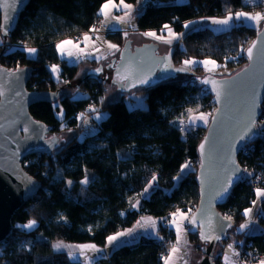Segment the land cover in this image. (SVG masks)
I'll return each mask as SVG.
<instances>
[{"label":"trees","instance_id":"16d2710c","mask_svg":"<svg viewBox=\"0 0 264 264\" xmlns=\"http://www.w3.org/2000/svg\"><path fill=\"white\" fill-rule=\"evenodd\" d=\"M124 1L137 3V0ZM103 2L30 0L20 13L15 29L7 37L0 32L3 43L15 46L3 48V43H0V63L3 64L5 59L14 68L31 67L32 73L26 84L28 90H56L57 86L65 90L64 95L60 94L52 102H38L29 107L34 119L44 122L50 134L60 137L59 148L50 153H34L23 158V168L40 182V187L14 212L11 218L12 231L0 243V264H81L71 260L64 251L54 252L51 247L53 242L92 243L104 247L108 235L132 226L143 215L166 218L163 224H158L157 233L163 240L142 236L134 243L116 247L107 257H100L93 264H163V260H156L159 254H167L175 240L174 231L167 226L169 213L176 208L193 211L197 205V145L205 133L206 125L179 134L169 122L181 117L190 106L201 107L207 101L213 104L211 92L201 94L203 87L194 81L196 76H204L206 72L201 66H196L188 75H177L145 89H134L144 94L146 106L142 110H130L124 99L127 94L123 93L118 99L102 104L101 98L106 93L104 78L80 81L82 75L77 77L84 63L95 67L98 61L84 59L69 64L59 57L55 43L65 37L86 33L99 21L95 13ZM239 8L264 11V3L260 0H257L256 5H249L246 0H187L183 3L148 0L136 16V30L141 33L159 31L167 23L180 33L185 21L201 16H220ZM257 30L238 24L221 32H214L207 27L187 32L182 38V46L176 41L168 44L171 49V53L169 49L167 51L171 69L180 68L179 65L185 59L208 57L222 65L219 70L224 71L219 72L220 75L231 74L246 64L245 53L239 55V52L241 47L247 48ZM107 36L117 40L120 45L125 41L122 31L111 32ZM152 40L159 43L156 39ZM29 46L38 49L32 57L22 51V48ZM225 56L236 59L225 62ZM53 64L60 67L59 79L52 77L49 66ZM77 89L83 95L74 99L73 93ZM54 103L59 107L54 109ZM89 105L108 113L109 117L100 122L91 119L95 123L93 127L97 129L96 133L83 134L80 138L83 126L78 127L81 121L75 117L81 113L91 116L86 112ZM60 108L64 110L62 118L56 115ZM261 118H264V97ZM69 129L76 131V134L65 140L62 133ZM248 147L254 150L238 155L240 165L255 173L264 172V138L259 137ZM176 155H180L181 162L190 161L192 165L179 183L172 180L180 170L179 165L173 163ZM85 169L95 179L87 185H81ZM154 174L158 177V187L148 201L142 202L138 209L130 210L129 198L137 196ZM67 180L73 181L70 187L65 183ZM251 180L241 179L232 189L226 203L219 207L222 213L232 217L234 226L216 247L223 248L232 240L242 241L244 253L264 255L262 211L256 215L261 227L258 233H246V229L237 231L245 220L243 210L251 207V202L256 199ZM261 207L264 210V204ZM121 212L125 214L121 215ZM61 214L66 222L58 220ZM32 219L37 221L33 229L17 227ZM188 237L199 251L197 234L189 232ZM24 244H28V247L22 248ZM214 264H222L220 252L214 253Z\"/></svg>","mask_w":264,"mask_h":264},{"label":"snow or ice","instance_id":"6c2138e0","mask_svg":"<svg viewBox=\"0 0 264 264\" xmlns=\"http://www.w3.org/2000/svg\"><path fill=\"white\" fill-rule=\"evenodd\" d=\"M22 2V0H20ZM248 4H254L257 0H246ZM261 3H264V0H260ZM141 0H137V4H140ZM123 10V16H114L113 10ZM134 6L132 4H127L124 0H120L119 4L114 3V0H104L102 4H100L99 9L95 13L97 19L100 17H104L103 20L100 21L101 28L107 29L108 31H117L118 29L112 24V21H115L116 24H124L131 25L132 19L134 16ZM135 14H139L138 11ZM11 17L5 16V24H0V32L7 36L8 30L10 27ZM203 19L211 20L212 24L228 26L231 21H241L243 20L245 23H251L252 26L260 29L262 26V22H264V12H256L252 14L250 12L238 11L231 12L229 11L223 18L216 17H202ZM193 21H185L183 24L184 29L188 30L190 26L193 24ZM198 30V29H194ZM224 28L213 29L215 32L224 31ZM100 31L99 28L92 26L89 28L88 32L82 35V38H78L73 41L72 39H63L59 42L55 43V50L62 58H67V62L74 64L80 60L84 59H92L95 61L107 60V56L114 55L116 52H120V61L121 63L116 64V73L113 78V83L117 84L120 89H131L137 87L138 85H148L152 81V68L149 67L147 70L144 68V61L139 57H132L130 55H126L125 52L120 51L119 46L110 42H104L107 45V55L102 54L101 47H98V42L101 41V37L99 35H95ZM167 32V37L164 35H157V32L154 30H149L141 33V35L145 37H152L158 41H162L166 44L171 45L174 41L181 43L182 46V38L185 33L175 32L169 24H164L162 26L161 32ZM93 34V35H90ZM123 35L125 38L128 36V32L123 30ZM258 35H264V31L258 32ZM0 43H3V40L0 39ZM83 45V47L81 46ZM256 47V42L253 41L252 45L247 49L241 47L239 55H243L245 52L247 54V58L251 61L253 59V50ZM22 51L28 53L30 56H34L38 49L34 47H24ZM169 53H171V49H169ZM264 53V50H262ZM225 62L236 59V57L225 56ZM169 57H164L161 60L157 61V64H162L163 69L167 70L171 68V64L168 63ZM203 65L205 72L209 75L204 78L196 77L195 80L199 81L202 85H210V91L215 93V101L217 104L224 103L225 107H227L228 99L231 95V89L234 84V79L229 76L227 78L215 79V76L220 75L218 69L222 67V65L217 64L215 60L210 58L203 60H196L194 58H189L183 61V66L175 69L177 72H184L190 70L192 66H200ZM211 65L212 67H209ZM108 68L114 67L112 63H108L106 65ZM51 72L56 75L57 79H59L60 69L59 66L53 64L50 66ZM23 70L17 66L14 71H7L0 69V72H4L6 76L15 77V79L19 80L20 77L17 76V73H21ZM93 73L99 74L104 71V66L97 67L92 70ZM79 75V74H78ZM239 73L237 77H239ZM108 77H105L107 79ZM209 89H202L201 92L204 95L208 94ZM3 90H0V96H3ZM20 95V93H17ZM56 94H53L55 97ZM83 94L79 93V89H77L73 93V98H80ZM132 97L136 100L135 104H130V110H142L144 109L143 98L136 96L135 93L131 94ZM103 97L101 98V102H103ZM260 98L257 92L253 91L252 95L246 102V105L241 114H234L232 116V120L234 121L232 133L227 137L226 145L223 147L215 146L213 149L209 150L208 156L205 155L206 144L209 142V137H205L204 141L199 145V152L201 154L200 165L201 168L204 169L206 165V159L211 158L212 151H216L217 159L220 161L216 165V168L213 172L214 187L210 194V199L208 203L210 204L212 200H223L229 193L230 188L232 187L234 181H238L244 178L251 179L255 176L254 171H249L246 167H241L240 164L237 163L235 159V154L237 151H242L245 154H248L250 151H253V148H249L248 145L252 144V142L257 138H264V121H261L259 124L257 123V117L260 114ZM59 107L58 104L54 103L53 108L56 109ZM191 112V110H188ZM87 113L92 114L91 117L85 115V113H81L75 117L78 121H81V124H78V127L83 126L84 134L86 135H94L97 131L95 127L90 125V119L95 120L97 122L103 121L109 117L108 113H104L96 107L89 105L86 110ZM58 118H62L64 115L63 108H60V111L56 113ZM183 115V114H182ZM223 109L218 107L213 110L212 113H204L199 112L198 115L192 116L189 115L187 121L180 118L179 120H173L169 123L176 126L178 130L183 134L185 132L191 131L193 128L200 127L202 125H207L209 123V119H211L213 125L220 123L223 119ZM63 127V125H61ZM25 132H28L29 129L25 127ZM71 131V129H69ZM49 148H59L58 139L53 136L49 140L46 141ZM119 155V154H118ZM124 158V157H121ZM192 168L191 162L186 161L185 163L180 165V170L176 174V176L172 177V180L176 183H179L184 176H186L189 170ZM59 176V172H58ZM260 179V177H256ZM95 179L94 176H89L87 170L85 169L84 178L80 180L81 185H87L91 181ZM202 188L201 195L204 197L207 194V189L204 186L203 174H202ZM158 177L157 175H153L151 180L148 181L147 185L143 188V190L137 194L138 198L135 203L129 202V209L135 210L140 207V199L139 198H147L151 195V192L154 191L158 187ZM65 183L70 187L73 184V181L67 180ZM31 185L32 187H28ZM175 186V185H174ZM26 190L28 192H32L35 189L34 182L31 178H27V184L25 185ZM83 191V189H82ZM256 199H254L251 203L253 207L257 205V203L264 204V188L257 187L254 189ZM253 212V208H245L243 210V215L248 218L245 223L240 224L237 229L238 232H243L245 229L249 228V224L251 221V214ZM124 212H121V215H124ZM264 215V210L261 212ZM171 219L167 220V226L169 228L175 229L176 239L175 242L168 249L166 255H162L161 259L163 260V264H187V261L184 259L186 255L187 240L186 235L189 232L195 233L196 229H199V237L203 242H210L212 240L220 241L223 235L226 232L227 228H231V220L232 217L230 215H225L220 217L219 214H208V209L202 207L197 210V212H192L191 209L187 211H183L180 208H176L175 211L169 213ZM213 216H215V224L213 220ZM199 217V218H198ZM165 217H160L159 221L153 219L152 217H141L140 220L136 222V225L133 228L124 229L122 231H116L115 233L108 235L106 237V243L104 248H98L95 244H78V245H69L65 244L62 241H57L51 245L54 252H59L62 249H68V256L70 258L75 257L76 252H79L81 256L84 257L85 264H89V257L87 256V252H95V253H104L105 249H110L112 247H119L123 244H130L135 239L133 237V233L136 232L137 228L142 229H151L153 234H156V238L163 240V237H159L157 233V225L158 222L163 224L165 221ZM59 221L66 222V218L61 214L58 217ZM227 222V223H226ZM37 224L35 219L29 220L27 223L23 225H17V227L31 230ZM89 231H91V226L89 227ZM124 237H132V240H123L121 238ZM243 245L242 241H235L234 243H229L227 248L224 251V264H237V260H239L240 252L236 251V246ZM28 244L22 245V248H27ZM182 249H184L182 251ZM235 257L236 259H233ZM211 259V257H209ZM240 264H243L241 261ZM258 264H264V258L259 259Z\"/></svg>","mask_w":264,"mask_h":264},{"label":"water","instance_id":"95a60500","mask_svg":"<svg viewBox=\"0 0 264 264\" xmlns=\"http://www.w3.org/2000/svg\"><path fill=\"white\" fill-rule=\"evenodd\" d=\"M29 1L30 0H22V2H20V0H0V24L6 23L5 16L12 18L7 36L15 29L20 13ZM147 1L148 0H141V3L137 4L135 7V13L139 11L141 7L145 6ZM261 31H264V22H262L261 28L257 30L254 38L247 46L248 48L252 45L253 41L256 42V47L253 50V59L251 61L247 58L245 52L247 62L243 67L231 74L215 76V79L218 80L231 76L235 81L231 89L227 107H225L224 103H216L215 93L210 91V85H202L199 81L195 80L196 77L204 78L209 75L208 73L204 76H196L194 78V81L200 86L209 89V92L212 94L214 109L218 107L222 108L224 115L222 121L216 125H213L211 119H209L205 133L197 145L199 164L195 173V181L198 187V201L192 212H197L198 209L205 207L208 209L209 215L219 214L220 217H223L224 215L219 210V207L226 203L232 189L240 181H234L225 199L212 200L209 204L208 200L210 199V194L214 187L213 172L220 161L217 159L216 151H212L211 158L206 159L205 168L202 169L200 165L201 154L199 152V145L204 141L206 136L210 138L208 144H206V157L208 156L209 150L213 149L214 145L220 147L225 146L227 137L232 133L234 124L232 116L242 113L253 91L257 92L259 95L261 101L259 113L261 114V105L264 97V53H262V50H264V35H258V32ZM1 34L4 36L2 32ZM124 39L125 41L119 48L120 51L125 52L126 55L141 58L144 61L145 70L151 67L152 81L148 85H138L137 87L123 90L120 89L117 84H114L113 78L116 73L115 65L121 63L120 52L110 56L107 60L99 62L95 67H83L79 71V75H77L78 78L82 75L80 81L84 79L104 78L106 82V93L103 104L118 99L120 93L127 94L135 91L134 89L137 88L145 89L162 81L173 79L177 75H188L176 73V71L171 68L164 70L162 64H157L158 60L168 57V44L155 42L139 33H128L127 38L124 37ZM108 63H112L114 67L108 68L106 66ZM101 66H104V71L102 73H93V69ZM16 68H8L0 63V69L2 70L14 71ZM19 68L23 70L21 73H17V76L20 77L19 80L15 79V77L6 76L4 72H0V90L4 92V95L0 96V243H2L6 236L12 231L11 218L14 212L28 201L40 187V182L29 175L23 168V158L30 154L50 153L55 150L56 148H49L46 143V141L53 136L60 141L58 135L50 134V129L44 122L33 118L29 112V107L38 102H52L58 99L59 95L62 93L58 89L43 91L28 90L26 84L30 79L32 68L29 66H19ZM238 73L240 74L239 77H237ZM105 77L108 78L105 79ZM60 89L65 93L62 86H60ZM71 92H73V90ZM17 93H20V95H17ZM53 94H56L55 97ZM260 114L257 117V121L260 118ZM25 127L29 129L28 132L24 131ZM62 136L65 140H68L73 136V133H62ZM257 139L258 137L254 141ZM239 152L240 151H237L235 154V159L238 164H240L238 161ZM202 174L204 186L207 189V194L204 197L201 195ZM29 177L35 185V189L32 192H28L25 187L27 178ZM28 187L32 186L29 185ZM213 220L215 224V216H213ZM231 224L232 227L226 229L220 241L225 239L228 232L233 229V220H231ZM195 234H197L200 242L199 251L201 254L192 250L190 252L191 264H214V253L218 252V247H216V245L220 241H201L198 228ZM209 257H211V259H209Z\"/></svg>","mask_w":264,"mask_h":264},{"label":"crops","instance_id":"0c3cea01","mask_svg":"<svg viewBox=\"0 0 264 264\" xmlns=\"http://www.w3.org/2000/svg\"><path fill=\"white\" fill-rule=\"evenodd\" d=\"M114 3H116V4H119L120 3V0H114ZM125 3H127V2H125ZM127 4H132L133 6H134V9H133V11L135 10V7L137 6V3H127ZM114 16H123V14H124V12H123V10H113V13H112ZM136 16H137V14H135V11H134V16H133V19H132V24L131 25H124V24H116V22L115 21H112V24H114L115 25V27L118 29L117 31H122L123 32V30H131L132 32L133 31H135L136 30ZM104 19V17H100L99 18V22L101 21V20H103ZM104 30H106V29H104V28H101V25H100V31L98 32V33H96L95 35H99L100 37H101V41L100 42H98V47H101V49H102V54H105V55H107V45H106V43H104L105 41L106 42H110V43H113V44H116V45H118L119 46V48L121 47V45L118 43V41L117 40H113V39H111V38H109L108 36H107V33H105L104 32ZM115 32V31H114ZM136 33H139V34H141V32H136ZM162 33V34H161ZM84 34V33H83ZM83 34H81V36H80V38H82V35ZM91 35V34H90ZM93 35V34H92ZM157 35H164L165 37H167V32L166 31H164V32H160L159 34H157ZM143 36V35H142ZM145 37V36H144ZM146 38H149V39H154V38H152V37H146ZM63 39H72L73 41H75V39L73 38V37H65V38H62V39H60V40H58L57 42H59V41H61V40H63ZM160 42H162V41H159V43ZM162 43H164V42H162ZM82 47H83V45H81ZM30 47V46H29ZM117 53V52H116ZM115 53V54H116ZM28 54V53H27ZM114 54V55H115ZM58 55H59V53H58ZM28 56H30L29 54H28ZM110 56H112V55H110ZM110 56H107V59L110 57ZM32 57V56H31ZM59 57L61 58V59H63V60H65L66 62H67V58H62L60 55H59ZM81 61V60H80ZM101 61H103V60H101ZM101 61H98V63L99 62H101ZM79 62V61H78ZM68 63V62H67ZM69 64H71V63H69ZM85 66H89L88 64H86V63H84L81 67H80V70L83 68V67H85ZM59 69H60V67H59ZM79 70V71H80ZM172 70H174L175 71V69H172ZM176 73H177V71H176ZM52 74V73H51ZM52 77L53 78H55L54 77V75L52 74ZM56 79V78H55ZM81 94V93H80ZM191 110V112H189L188 110ZM199 110H198V105H194V106H190V107H188L187 108V110H186V112L181 116L182 118H186V119H188V117H189V115H192V116H195V115H198L199 114V112H198ZM102 112H104V111H102ZM105 113V112H104ZM88 117H91V116H89L88 115ZM186 161H182L181 162V159H180V155H176L175 157H174V159H173V163H177L178 165H179V167H180V165L181 164H183V163H185ZM153 192V191H152ZM152 192H151V194H152ZM149 198H150V196L149 197H147V198H141V200H140V205H141V203L142 202H146V201H148L149 200ZM253 206V205H252ZM251 206V207H252ZM257 206V205H256ZM256 206L255 207H252L253 208V212H252V214H251V223L249 224V227H250V231H247V233H258L260 230H261V227H260V225L258 224V222H254L253 221V216H254V212H255V209H256ZM141 217H152L153 219H156V220H158L159 221V218H160V216H153V215H143V216H140L136 221H135V223L132 225V226H130V227H128V228H125V229H129V228H133L135 225H136V222L138 221V220H140L141 219ZM169 219H171V217L169 218ZM245 220H246V217H245ZM244 220V221H245ZM158 224H159V222H158ZM170 229H172L173 231H174V233H175V229L174 228H170ZM122 230H124V229H122ZM122 230H119V231H122ZM157 232H158V225H157ZM142 236H150V237H156V234H153L152 233V231H151V229H147V230H145V229H142V228H137L136 229V232H134L133 233V237L135 238L134 240H133V242L132 243H134V242H136L140 237H142ZM175 239H176V235H175ZM123 240H132V237H124L123 238ZM186 240H187V245L185 246V248H186V255L184 256V259L187 261V264H191V261H190V258H191V251L193 250L194 252H196V253H199V254H201L200 253V251H198V250H196V248H195V246H193L191 243H190V241H189V237H188V233H187V235H186ZM56 242V241H55ZM174 242H175V240H174ZM235 241L234 240H232V241H230L229 243H234ZM228 243V244H229ZM83 244H92V243H83ZM227 244V245H228ZM227 245L226 246H224L223 248H219L218 247V252H220L221 253V255H222V264H224V251H225V249L227 248ZM98 247V246H97ZM104 247H102V249H103ZM116 247H112V248H110V249H105L104 250V253H102V256H98V254H95V252H94V258H100V257H107L110 253H111V251L113 250V249H115ZM184 249H182V251H183ZM60 251H64V252H66L67 253V255H68V249L67 250H60ZM217 252V253H218ZM69 257V256H68ZM70 258V257H69ZM71 260H73L72 258H70ZM75 259L76 260H74V261H79V262H82V261H84V259H83V257L81 256V257H75ZM233 259H234V257H233Z\"/></svg>","mask_w":264,"mask_h":264},{"label":"rangeland","instance_id":"374dc122","mask_svg":"<svg viewBox=\"0 0 264 264\" xmlns=\"http://www.w3.org/2000/svg\"><path fill=\"white\" fill-rule=\"evenodd\" d=\"M185 1H187V0H173V3H183V2H185ZM125 2V1H124ZM247 3V2H246ZM248 4V3H247ZM257 4V2L256 3H254V4H249V5H256ZM239 11H244V12H250V13H252V14H255L256 12H264L263 10H261V9H256V10H253V11H251V10H239ZM235 12H238V11H234L233 13H235ZM226 14H224V15H220V16H201V17H197V18H194V19H192V20H190V21H193L194 23L190 26V28L188 29V30H186V29H183V31L182 32H184L185 34L187 33V32H190V31H192V30H194V29H199V28H205V27H207V28H209V29H211L212 31H213V29H217V28H224L225 30H227V29H229L230 27H232V26H234V25H238V24H245V25H248V26H251V27H254V26H252L251 25V23L249 22V23H245L243 20H241V21H236V20H233V21H231L230 22V24L228 25V26H222V25H215V24H212V22H211V20H207V19H201L202 17H216V18H223L224 16H225ZM256 28V27H255ZM224 30V31H225ZM137 31H133V32H131V33H136ZM215 32V31H214ZM219 32H221V31H219ZM160 43H162V42H160ZM166 44V43H165ZM168 48H169V45H168ZM208 57H206V58H194V59H196V60H203V59H207ZM210 59H212V58H210ZM186 60V59H185ZM212 60H214V59H212ZM184 61V60H183ZM183 61H182V63L179 65V67H182L183 66ZM218 64V63H217ZM51 66V65H50ZM50 66H49V68H50ZM202 68H203V70L205 71V69H204V66L203 65H200ZM194 67H196V66H192V67H190V70H188V71H184V72H178V73H183V74H188V72L189 71H191ZM209 67H212L211 65H209ZM50 71H51V68H50ZM224 70H219L218 69V72H223ZM52 73V72H51ZM207 73V72H206ZM53 74V73H52ZM54 75V77L57 79V77H56V75L55 74H53ZM132 93H135V95L136 96H139V97H142L143 98V104H144V106H146V104H145V101H144V94L143 93H141V92H138V91H133V92H130V93H127V95H125L124 96V99H125V102H126V104H127V106L129 107V105L130 104H135L136 103V100L132 97ZM120 96H121V93H120ZM105 97V94H104V96H103V98ZM103 101H104V99H103ZM102 104H103V102H102ZM198 112H204V113H207L206 111H204L203 110V107L201 106V107H199L198 106ZM180 118H182V117H177L175 120H179ZM182 119H184L185 121H187V119L186 118H182ZM92 122H91V119H90V125L93 127V125L91 124ZM176 127V126H175ZM176 129L178 130V128L176 127ZM69 132H72L73 133V136L76 134V131H67V132H63V133H69ZM178 133L179 134H182L179 130H178ZM83 134H84V129H83V132L79 135V137L81 138L82 136H83ZM72 136V137H73ZM138 198V196H133V197H131V198H129V202L131 201L132 203H135L136 202V199ZM140 200H141V198H139ZM257 206H258V203H257ZM257 206H256V209H255V212H256V210H257ZM253 207V206H252ZM252 207H249V208H252ZM259 211V210H258ZM254 212V216H256L257 215V213H255ZM254 216H253V221L254 222H257V218H254ZM246 219H248V218H246ZM246 221V220H245ZM245 221L243 222V223H245ZM239 228V227H238ZM247 231H250V227L248 228V229H246ZM247 231H246V233H247ZM121 239H123V238H121ZM57 242V241H56ZM63 242V241H62ZM53 243H55V242H53ZM65 244H69V245H78L77 243H67V242H64ZM98 248H101L102 249V247H98ZM240 248V246H237L236 247V251L238 250ZM1 250H2V247L0 246V252H1ZM62 250H67V249H62ZM95 254H98V256H102V253H95ZM94 252H87V256L89 257V264H93V263H95L96 262V260L98 259V258H94ZM75 257H81V255L79 254V252H76V254H75ZM75 257H73L72 259L73 260H76L75 259ZM83 257V256H82ZM83 259H84V257H83ZM234 259H235V257H234ZM81 264H85V261H82L81 262Z\"/></svg>","mask_w":264,"mask_h":264},{"label":"built area","instance_id":"2783aa9c","mask_svg":"<svg viewBox=\"0 0 264 264\" xmlns=\"http://www.w3.org/2000/svg\"><path fill=\"white\" fill-rule=\"evenodd\" d=\"M239 10H241L240 8L237 10V11H239ZM92 26H95L96 28H99L100 29V22L99 21H97V22H95ZM91 26V27H92ZM162 29V28H161ZM161 29L159 30V31H156L157 32V34H159L160 32H161ZM89 30V29H88ZM88 30L86 31V32H88ZM135 31H137V30H135ZM147 31H149V30H147ZM155 31V30H154ZM104 32L105 33H111V32H114V31H108L107 29L106 30H104ZM127 32L128 33H131L132 31L131 30H127ZM137 32H140V31H137ZM146 32V31H145ZM91 34V33H90ZM162 34V33H161ZM92 35V34H91ZM80 36L81 35H75V36H73V38L75 39V40H77L78 38H80ZM1 47H3V48H6V47H15L14 45H12V44H9V43H3V44H1ZM2 64V63H1ZM3 65H5L6 67H8V68H14V67H12V66H10L9 64H8V61L7 60H5L4 59V63H3ZM203 87V86H202ZM59 90L61 93H62V95H64L65 93L60 89V86H57V88H56V90ZM202 89H205V87H203ZM201 89V90H202ZM201 94H202V92H200ZM212 103H213V99H212ZM202 107H203V110L204 111H206L207 113H211L212 112V108L214 107V103L213 104H211L210 103V101H207L205 104H203L202 105ZM261 121H264V118L262 119H258V121H257V123L259 124ZM92 125H95V123L94 122H92ZM259 138V137H258ZM255 142V141H254ZM253 143V142H252ZM245 153L244 152H242V151H240L239 152V155H244ZM260 177V179H257L256 177ZM251 183H252V187H253V189H255V188H257V187H260V188H264V172H262V171H256V173H255V176H253L252 177V180H251ZM261 205H262V203H259L258 202V206H257V210H256V212L255 213H258L259 211H262L263 209H262V207H261ZM259 210V211H258ZM224 216L225 215H227V213H222ZM254 218H256V216H254ZM238 252H240V257H239V260H237V264H240V262L242 261L243 262V264H258V261H259V259H261V258H264V255L263 254H261V253H253V254H246V253H244V251H243V249H242V247L240 246V248L237 250ZM163 254H159V256H158V258H157V262H160V261H162V259H161V256H162ZM236 259V258H235Z\"/></svg>","mask_w":264,"mask_h":264}]
</instances>
